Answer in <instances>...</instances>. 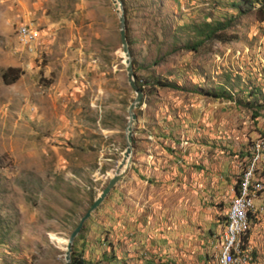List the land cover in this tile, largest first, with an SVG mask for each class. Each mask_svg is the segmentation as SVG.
<instances>
[{
	"label": "rangeland",
	"instance_id": "rangeland-1",
	"mask_svg": "<svg viewBox=\"0 0 264 264\" xmlns=\"http://www.w3.org/2000/svg\"><path fill=\"white\" fill-rule=\"evenodd\" d=\"M120 2L135 84L186 91L141 87L130 166L70 258L216 264L236 178L264 134V16L257 4L237 14L230 0ZM231 15L224 42L182 47L193 38L180 26ZM120 48L110 0H0V264H63L70 232L122 159L134 94ZM8 67L21 72L11 85ZM220 89L230 101L202 93ZM247 248L248 264H264V248Z\"/></svg>",
	"mask_w": 264,
	"mask_h": 264
},
{
	"label": "built area",
	"instance_id": "built-area-1",
	"mask_svg": "<svg viewBox=\"0 0 264 264\" xmlns=\"http://www.w3.org/2000/svg\"><path fill=\"white\" fill-rule=\"evenodd\" d=\"M19 39L28 42L31 34L21 26L17 30ZM264 160V137L252 146L247 162H244L236 178V185L223 225V233L218 241L216 264H248V248L244 233L248 230V215L255 211V202L264 193V171L259 165ZM263 211L258 205L257 212Z\"/></svg>",
	"mask_w": 264,
	"mask_h": 264
},
{
	"label": "trees",
	"instance_id": "trees-1",
	"mask_svg": "<svg viewBox=\"0 0 264 264\" xmlns=\"http://www.w3.org/2000/svg\"><path fill=\"white\" fill-rule=\"evenodd\" d=\"M230 1H231L230 6L232 10L236 11L237 14L244 13V10H241L240 7H243V8L252 7V5L257 4L259 6L257 11L261 15L264 16V0H230ZM232 22H233V16L231 15L230 18H227V19L223 18L220 21L219 20H209V21L203 20L202 22H199V23H191L187 26H180L179 28L189 31L191 33V37L193 38V41H191L189 44H184L182 47H184L188 51H194L197 47L201 46L206 41L214 40L218 42H224L226 40V39L222 40L224 31L230 26ZM172 35L174 36L175 34H172ZM20 75H21V72L19 71V69L8 67L1 73L2 83L5 85H11L19 78ZM137 84L138 85L136 86L141 91H142L141 87L143 85L144 86L146 85V87L149 86L153 88H170L173 90L186 91L184 88L177 86L173 82L159 80L158 78L154 79L152 77H149L148 81L146 80L142 85H139L140 83H137ZM257 91L259 93V90ZM192 93H198V90L197 92H192ZM202 93L209 97H213L214 99L224 98L229 101L231 100V97L229 96V94L222 89L216 92H213V91L204 92L203 91ZM259 97L261 99V105H260L261 107H259L258 110L261 108H264V95L259 94ZM258 110L254 111V113H256L254 114L255 117H258ZM261 137L263 138L264 134H261ZM249 155L247 154V157H249ZM250 215H248V219L250 218ZM83 232H85L84 228L81 229L79 234L76 236L75 238L76 242L83 239ZM246 235H247V231L244 233V237ZM70 264H86V262L82 259L80 252L77 253L74 251L70 258Z\"/></svg>",
	"mask_w": 264,
	"mask_h": 264
},
{
	"label": "water",
	"instance_id": "water-1",
	"mask_svg": "<svg viewBox=\"0 0 264 264\" xmlns=\"http://www.w3.org/2000/svg\"><path fill=\"white\" fill-rule=\"evenodd\" d=\"M112 3L115 13L117 15V23H118V35H119V42H120V53L124 65V71L126 76V83L132 93L134 94V98L132 99L131 103L128 105L126 109L127 114V120L124 128V151L122 153V159L118 163L116 169L114 170L111 177L107 180L106 185L104 188L99 192V194L93 199L91 204L89 205L86 212L81 216L78 223L74 227V229L70 232L67 240H66V246L63 253V264H70V254H71V247L72 242L76 238V236L79 234L80 230L82 229V226L84 222L92 216L94 210L98 208V206L103 202V200L106 198L108 193L113 189L115 184L122 178L126 170L130 166V156L132 151V133H133V126L136 123V115L134 113V110L138 108L139 103L142 99V91L136 86L135 84V76L133 74L132 70V64L130 61L129 53L127 50V44L125 40V30H124V16L122 12V4L120 0H110ZM118 8V10H117Z\"/></svg>",
	"mask_w": 264,
	"mask_h": 264
},
{
	"label": "crops",
	"instance_id": "crops-1",
	"mask_svg": "<svg viewBox=\"0 0 264 264\" xmlns=\"http://www.w3.org/2000/svg\"><path fill=\"white\" fill-rule=\"evenodd\" d=\"M193 94V93H191ZM190 95V94H188ZM67 127L69 130L75 126L74 121L72 119V122H67ZM150 159V158H149ZM144 163L147 165L149 162L145 159L143 160ZM143 163V164H144ZM147 167V166H146ZM264 167V164H263ZM255 211L252 212L250 215V218L248 219L250 221H253L255 224L250 228V225H248V230H247V235L245 236V243L248 246H251L255 253L257 251H261V249L264 248V193L260 196V199L255 202ZM258 205H263V211L262 212H257V207ZM228 209V208H227ZM227 213V211H226ZM225 213V215H226ZM224 225V224H222ZM259 226L258 230L255 228ZM223 227V226H222ZM263 230V232H261ZM262 256H264V252H260ZM258 261V259H257ZM254 264V263H252Z\"/></svg>",
	"mask_w": 264,
	"mask_h": 264
},
{
	"label": "bare ground",
	"instance_id": "bare-ground-1",
	"mask_svg": "<svg viewBox=\"0 0 264 264\" xmlns=\"http://www.w3.org/2000/svg\"><path fill=\"white\" fill-rule=\"evenodd\" d=\"M117 10H118V8H117ZM119 11V10H118Z\"/></svg>",
	"mask_w": 264,
	"mask_h": 264
}]
</instances>
